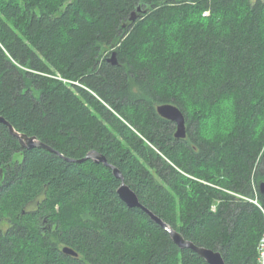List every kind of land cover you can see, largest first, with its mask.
<instances>
[{
    "label": "trees",
    "instance_id": "obj_1",
    "mask_svg": "<svg viewBox=\"0 0 264 264\" xmlns=\"http://www.w3.org/2000/svg\"><path fill=\"white\" fill-rule=\"evenodd\" d=\"M0 117V264H257L264 0H0Z\"/></svg>",
    "mask_w": 264,
    "mask_h": 264
},
{
    "label": "water",
    "instance_id": "obj_2",
    "mask_svg": "<svg viewBox=\"0 0 264 264\" xmlns=\"http://www.w3.org/2000/svg\"><path fill=\"white\" fill-rule=\"evenodd\" d=\"M139 12L140 9H137ZM136 19V15L132 13V16L130 18L131 22H134ZM108 62L112 64H116L115 61V53H112L111 58L108 60ZM157 114L162 118L169 122H172L175 125L174 130V138L177 140H184L187 136V130H186V121L184 118V115L182 112L174 105L172 104H163L156 108ZM0 123L7 126L9 133L12 137L16 138L19 142V145L21 148L30 150L33 148H43L51 153L55 152L50 147L46 146L45 144L41 143L37 138L35 137H29L23 133L17 132L8 122H6L2 117H0ZM58 154V153H56ZM87 160H92L95 163H102L106 167H109L112 169L114 176L117 179H122L121 174L118 172L117 169L113 168L112 166H109L106 162V159L99 155L96 152H90L85 158L81 160H70L66 159V161L69 162H76V163H83ZM257 191L260 197L264 199V181H260L257 185ZM119 198L123 201V203L128 208H142L140 205L136 195L129 189V187L125 186L123 183L121 184L120 188L117 191ZM143 209V208H142ZM145 211V210H144ZM147 214L153 219L154 222H156L162 229H164L173 242L181 249L187 248L191 249L193 252H195L200 258H202L207 264H225L222 256L219 252H214L212 250H208L205 248H199L193 245L192 243L184 240V238L178 233L175 232L169 225L155 217L153 214L149 213L147 211ZM62 252L65 255L71 256V257H77V254L72 251L71 249L65 247L62 249Z\"/></svg>",
    "mask_w": 264,
    "mask_h": 264
},
{
    "label": "built area",
    "instance_id": "obj_3",
    "mask_svg": "<svg viewBox=\"0 0 264 264\" xmlns=\"http://www.w3.org/2000/svg\"><path fill=\"white\" fill-rule=\"evenodd\" d=\"M207 14V13H206ZM205 14V15H206ZM253 204L259 206L256 200H252ZM260 207V206H259ZM260 210L262 212L263 218H264V210L260 207ZM257 264H264V233L260 239L259 245H258V258H257Z\"/></svg>",
    "mask_w": 264,
    "mask_h": 264
},
{
    "label": "rangeland",
    "instance_id": "obj_4",
    "mask_svg": "<svg viewBox=\"0 0 264 264\" xmlns=\"http://www.w3.org/2000/svg\"><path fill=\"white\" fill-rule=\"evenodd\" d=\"M212 211H215V207H212Z\"/></svg>",
    "mask_w": 264,
    "mask_h": 264
},
{
    "label": "bare ground",
    "instance_id": "obj_5",
    "mask_svg": "<svg viewBox=\"0 0 264 264\" xmlns=\"http://www.w3.org/2000/svg\"><path fill=\"white\" fill-rule=\"evenodd\" d=\"M110 58H111V57H110ZM110 58H109V59H110ZM109 59H108V60H109Z\"/></svg>",
    "mask_w": 264,
    "mask_h": 264
}]
</instances>
